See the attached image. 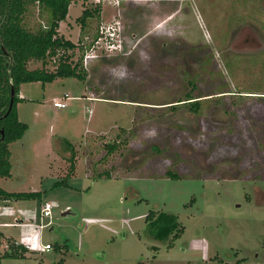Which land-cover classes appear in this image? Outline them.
I'll return each instance as SVG.
<instances>
[{"label": "rangeland", "instance_id": "obj_1", "mask_svg": "<svg viewBox=\"0 0 264 264\" xmlns=\"http://www.w3.org/2000/svg\"><path fill=\"white\" fill-rule=\"evenodd\" d=\"M233 1L245 20H230ZM233 1L71 0L58 35L83 80L20 85L26 144L0 187L40 197L3 204L0 255L31 250L0 264H264V0ZM151 210L183 226L171 247L145 235Z\"/></svg>", "mask_w": 264, "mask_h": 264}, {"label": "trees", "instance_id": "obj_2", "mask_svg": "<svg viewBox=\"0 0 264 264\" xmlns=\"http://www.w3.org/2000/svg\"><path fill=\"white\" fill-rule=\"evenodd\" d=\"M71 0H0V180L11 175L10 145L19 141L28 130L25 123L19 121L16 105L19 98L20 85L26 83H51L57 77L77 78L83 80L81 60L74 65L71 57L76 46L58 35L60 22L66 19ZM35 5L41 10V20L35 31L27 29L25 17ZM98 6L92 11L84 10L77 22L85 27L88 18L97 16ZM98 34L93 35V41ZM87 49V48H86ZM40 63V68L31 69L29 65ZM55 69L52 70V67ZM11 86L14 88L13 104L10 108ZM192 98H187L189 101ZM198 101L189 102L193 112L198 111ZM70 145V144H69ZM71 159L74 152L71 146ZM108 152L116 149V145H108ZM73 167V165H71ZM169 178H177L168 173ZM101 177V175L97 176ZM105 178L110 176L106 174ZM60 184V183H59ZM64 182H62V185ZM40 197V193H8L0 187V201L32 200ZM144 232L147 238L166 242L168 247L180 238L183 226L176 215L152 210L145 217ZM22 247H13L0 255L2 258H23Z\"/></svg>", "mask_w": 264, "mask_h": 264}, {"label": "built area", "instance_id": "obj_3", "mask_svg": "<svg viewBox=\"0 0 264 264\" xmlns=\"http://www.w3.org/2000/svg\"><path fill=\"white\" fill-rule=\"evenodd\" d=\"M102 32H105V29H102L101 32H100V34H98V38H97V40H98V39H101L100 37H104V36H103L104 34H103ZM106 34H107V37H110V38H113V36H114V34L111 33V32H106ZM97 40H96V41H97ZM111 40H113V39H111ZM115 46H116L117 48H120V46H119L118 44L114 45V44L108 43V47H111V50L115 49ZM111 50H110V51H111ZM65 98H66V100L70 99V98H68L67 95H65ZM53 106H54L55 108L64 109V108L67 107V104H65V103H63V102H60V101H55V102L53 103ZM8 202H9V200H6V201L2 200V201H0V212H1L2 209H3V204H6V203H8ZM51 210H52L51 205H50L49 203H45V204L43 205V207L41 208V213H40V214H41V218H43V219L50 218V217H51ZM49 225H50V222H48L47 224H40V225H39V228H45V227H48ZM11 245H12L13 247H22V248L24 249L25 252L31 250V248H30L28 245L22 246V245H20V244H18V243H16V242H13V243L9 242V243H7L6 246H5V248H3V249H5V251H9ZM0 248H2L1 243H0ZM43 249H44L45 252H50V251L52 250V246H50V245L47 244V245H45V246L43 247Z\"/></svg>", "mask_w": 264, "mask_h": 264}, {"label": "flooded vegetation", "instance_id": "obj_4", "mask_svg": "<svg viewBox=\"0 0 264 264\" xmlns=\"http://www.w3.org/2000/svg\"><path fill=\"white\" fill-rule=\"evenodd\" d=\"M231 1H233V0H231ZM233 2H234V4H232ZM233 2L232 3L231 2H228L227 3V6L225 7L226 8V11L231 16V19L230 20H233V19L245 20V17H246L247 14H246V10H244L245 8L242 6L243 4H240V3L237 4V3H235V1H233ZM225 32H227V31L225 30ZM244 41H245V45H246L247 44V40H244ZM245 45H241L239 47V50L240 51H243L245 49ZM192 100H194V98L190 99L189 102H192ZM195 101H201V100H195ZM246 184H247V182H246Z\"/></svg>", "mask_w": 264, "mask_h": 264}, {"label": "crops", "instance_id": "obj_5", "mask_svg": "<svg viewBox=\"0 0 264 264\" xmlns=\"http://www.w3.org/2000/svg\"><path fill=\"white\" fill-rule=\"evenodd\" d=\"M19 90H20V89H19ZM20 92H21V91H19V98L22 99L23 101L26 100V98H25V97L23 98V96L21 95ZM23 137H24V136H23ZM22 139H23V138H22ZM22 139H21V140H22ZM21 140H19V141H21ZM19 141H16V142H14V143H12V144L10 145V146H12V147H10V148H11V153H10V154H11V157H10V158L13 157V153H14V152H17V151H18V148H20V147L23 148V147L25 146L26 143L19 144ZM12 159H13V158H12ZM12 159H11V160H12ZM11 160H10V163H11ZM11 169H12V165H11ZM11 174H12V172H11ZM1 181H2V179L0 180V182H1ZM0 185H1V184H0ZM2 210H3V209H2Z\"/></svg>", "mask_w": 264, "mask_h": 264}, {"label": "water", "instance_id": "obj_6", "mask_svg": "<svg viewBox=\"0 0 264 264\" xmlns=\"http://www.w3.org/2000/svg\"><path fill=\"white\" fill-rule=\"evenodd\" d=\"M14 95H15V93H14V88H13V86H11V101H10V108H11V106H12V104H13V97H14Z\"/></svg>", "mask_w": 264, "mask_h": 264}]
</instances>
